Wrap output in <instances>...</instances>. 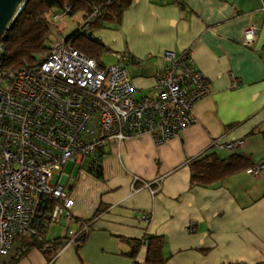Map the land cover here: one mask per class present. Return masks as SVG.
Here are the masks:
<instances>
[{
  "label": "crops",
  "instance_id": "crops-1",
  "mask_svg": "<svg viewBox=\"0 0 264 264\" xmlns=\"http://www.w3.org/2000/svg\"><path fill=\"white\" fill-rule=\"evenodd\" d=\"M264 0H133L120 24L95 31L105 45L104 64L126 59L135 98H156L159 56L192 49L210 92L194 104L198 122L163 143L150 134L110 141L100 153L103 177L70 160L62 183L74 198L72 228L89 224L81 243L69 242L50 259L37 248L16 264H146L147 245L136 257L129 239L163 236L164 264L264 262ZM258 38L243 42L244 30ZM111 59V62H110ZM232 74L240 80L232 86ZM244 139L235 152L251 165L214 184H192L196 163ZM217 142L218 145H213ZM72 164L71 171L66 167ZM101 212L96 215V210ZM144 216H146L144 218ZM64 221L46 238L63 237Z\"/></svg>",
  "mask_w": 264,
  "mask_h": 264
},
{
  "label": "built area",
  "instance_id": "built-area-1",
  "mask_svg": "<svg viewBox=\"0 0 264 264\" xmlns=\"http://www.w3.org/2000/svg\"><path fill=\"white\" fill-rule=\"evenodd\" d=\"M70 12L66 5L51 20ZM99 14L96 9L79 29L85 32ZM257 38L256 26L245 28V44ZM2 52L0 46V257L9 253L16 238L36 233L32 221L47 197L57 200L50 217L65 222L70 242L84 233L87 222L77 230L69 228L75 201L61 181L65 165L70 160L84 165L110 141L150 134L163 143L179 135L198 122L194 104L210 92L191 48L167 49L159 56L156 98L140 100L126 63L130 56L119 54L114 63H100L56 32L39 66L7 71ZM231 77L235 88L240 80ZM244 144L236 139L213 145L235 152ZM263 169L264 162L247 171L258 176ZM55 175L58 179L52 182Z\"/></svg>",
  "mask_w": 264,
  "mask_h": 264
},
{
  "label": "trees",
  "instance_id": "trees-1",
  "mask_svg": "<svg viewBox=\"0 0 264 264\" xmlns=\"http://www.w3.org/2000/svg\"><path fill=\"white\" fill-rule=\"evenodd\" d=\"M132 2L133 0H27L20 13L0 36V46H3L2 68L8 71L39 66L45 59L55 32V23L51 20V14L62 11L66 5L70 6L71 15L80 13L83 19L90 18L96 9L100 10V14L90 21L85 32H82L78 26L75 31L67 35V39L78 49L95 57L101 63V56L106 47L100 38L95 36V31L104 27L106 23L120 24L124 11ZM103 150H100L89 161L88 166V170L98 178L103 177V166L100 163V153ZM196 163L200 165L194 167L192 172L191 181L194 185L214 184L251 165L249 158L237 152H232L231 155L224 158L209 154ZM56 203L57 200L53 197L44 199L32 221L36 233L23 235L14 240V243L21 242L22 247L11 262L7 264H16L33 248L41 250L51 259L72 240L67 227L63 237H55L51 240L46 238L49 227L53 223L50 214ZM99 212H101V208L96 210V215ZM76 222L78 219L74 216V222L69 228L73 229L72 226ZM84 233L72 242L81 243L84 240ZM129 240L133 243V248L129 253L131 256L136 257L139 248L146 244V264L165 263L166 257L163 254V247L166 241L163 236H146L142 239ZM256 264H264V262Z\"/></svg>",
  "mask_w": 264,
  "mask_h": 264
},
{
  "label": "water",
  "instance_id": "water-1",
  "mask_svg": "<svg viewBox=\"0 0 264 264\" xmlns=\"http://www.w3.org/2000/svg\"><path fill=\"white\" fill-rule=\"evenodd\" d=\"M23 1L24 0H0V36L8 28L10 22L17 16L18 9ZM21 247V242L14 243L9 253L0 257V263L7 264L11 262Z\"/></svg>",
  "mask_w": 264,
  "mask_h": 264
},
{
  "label": "rangeland",
  "instance_id": "rangeland-1",
  "mask_svg": "<svg viewBox=\"0 0 264 264\" xmlns=\"http://www.w3.org/2000/svg\"><path fill=\"white\" fill-rule=\"evenodd\" d=\"M62 12V11H61ZM83 20V17L80 13H76V14H69V15H65L63 16L61 19H59L57 22H54V31L58 34L61 35H69L70 33H72L73 31H75L80 22ZM111 62V59H110ZM71 166L72 164L70 163L67 167H66V171L70 172L71 171ZM58 179V177L55 175L54 178L52 179V182H56ZM65 225V223H64ZM52 226H56V223L53 222Z\"/></svg>",
  "mask_w": 264,
  "mask_h": 264
}]
</instances>
